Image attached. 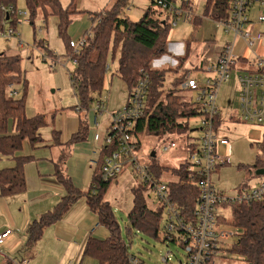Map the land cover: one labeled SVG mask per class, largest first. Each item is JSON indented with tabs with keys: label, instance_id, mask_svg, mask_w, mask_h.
Returning <instances> with one entry per match:
<instances>
[{
	"label": "trees",
	"instance_id": "16d2710c",
	"mask_svg": "<svg viewBox=\"0 0 264 264\" xmlns=\"http://www.w3.org/2000/svg\"><path fill=\"white\" fill-rule=\"evenodd\" d=\"M22 2L28 14L29 25L41 18L44 22L49 18L57 21V34L63 45L62 56L70 57L76 62L69 74V81L77 106L81 112L86 111L100 96L105 79V68L108 61L116 62L115 75L127 87V94L144 74L150 81L146 109L143 118L135 125V135L144 134L170 140L173 136L191 134L188 120L199 117L191 108L189 102L181 100L176 92L183 76L176 77L170 84V89L163 92V81L168 72L175 73L182 69L188 59L190 47L188 41L184 43V52L175 58L176 67L173 69H154L152 62L166 54L168 34L171 30L170 15L167 9L150 1L142 15L136 21H130L121 16L126 6L125 0H115L111 6L92 15L90 28L91 37H85L84 43L77 51L69 46L67 30L72 23V17L78 14L76 0H70L63 8L59 0H0L1 6L16 8L17 2ZM178 9L189 10V0H167ZM229 0H206L201 16L191 15L189 22L194 29L201 24V17L209 16L213 21L227 17ZM18 16L11 13L6 15L0 10V23L16 30ZM34 43L36 41L34 40ZM36 48H41L46 56L53 58V54L46 42L38 40ZM23 85V70L19 55L9 56L0 53V155L10 157L15 161L12 168L0 171V194L13 195L24 190V164L29 158L16 156L22 149L24 141L30 146L40 142L38 130L44 126L42 116L27 117L25 114L24 90L19 98L8 96V85ZM215 121V126L217 125ZM87 134L85 118L80 122L78 132L73 135L69 144L84 141ZM111 148L104 145L97 153L92 167L88 189L84 192L75 189L70 180L61 171L62 158L54 164V176L64 187L66 196L48 212L32 222L27 230V248L36 244L43 230L58 222L64 213L78 199H84L90 212L98 219V225L104 227L109 236L99 241L91 237L84 243L81 258L89 257L98 264H127V251L121 236V230L112 207L105 200V195L111 181L101 178V164L103 157ZM264 167V163L259 161ZM263 163V164H262ZM260 167V166H259ZM150 170L158 177L168 170L176 177L177 182L169 186L170 197L183 210L189 211L197 198V189L187 182L185 164L178 167L160 165L156 161L150 163ZM249 171V168H248ZM132 206L127 214L128 232L136 230L148 236L156 237L161 222V210L148 208L144 193L146 189L140 186L131 188ZM230 224L239 230L236 241L231 245L230 255L239 256L244 264H264V202L231 205ZM3 264H12L5 260Z\"/></svg>",
	"mask_w": 264,
	"mask_h": 264
},
{
	"label": "built area",
	"instance_id": "2783aa9c",
	"mask_svg": "<svg viewBox=\"0 0 264 264\" xmlns=\"http://www.w3.org/2000/svg\"><path fill=\"white\" fill-rule=\"evenodd\" d=\"M167 9L171 19V28L179 22L188 21L192 12L178 9L167 0H150ZM0 10L8 14L21 16L28 21L27 12L18 11L12 6H1ZM225 35H230L227 42L217 55L215 61L201 66L193 72L185 71L178 91L191 95L189 102L192 109L199 114L200 132L198 141L188 144L184 160L187 182L197 189V198L191 210L186 211L172 200L169 186L177 182L171 172H162L158 177L150 170V163L156 161L155 152L142 153L138 135L134 133L138 120L143 118L149 93L150 81L146 74L140 78L127 95L124 107L108 115L109 124L102 133L99 129V118L106 113L105 102L98 97L86 114H90L89 128L92 130V141L98 144V152L104 145H109L110 152L103 157L101 178L103 181L114 182L123 173H128L135 181L134 187L140 186L153 195L156 207L161 210V230L163 241L179 244L185 256L183 260L173 263L170 252L161 259V264H223L230 257L229 250L239 230L232 224L231 205L264 202V169L261 174L252 171L249 181L241 184L231 195L220 191L213 183L214 172L229 163L227 154H221L219 148L227 149L229 143L225 137H217L215 129L218 125L217 93L220 86L227 82L231 70L236 71L237 93L236 110L239 121L248 126L264 129V0H229L227 17L214 21ZM38 28L37 33H41ZM19 35L5 22L0 23V39L18 40ZM85 37H91L88 31L81 39L70 41L69 46L77 51L84 43ZM21 45V42L18 41ZM242 43L244 49H263L250 57L236 53L235 46ZM50 70L65 65L67 61L76 62L70 57L53 53ZM237 64L242 66L236 68ZM176 67V64H175ZM174 67V68H175ZM107 65L105 72H109ZM70 74V72H69ZM68 74V77H69ZM196 75V76H195ZM8 96L16 98L18 92L14 85H8ZM77 112H81L76 107ZM217 125L215 126V121ZM164 141H168L163 139ZM171 140V139H170ZM263 145V144H262ZM175 148V143L162 142L160 152L167 154ZM97 152V153H98ZM95 163V162H94ZM93 163V165H94ZM11 234L10 230L0 233V245ZM12 264H28L27 261H12ZM127 264H148L138 257L127 255Z\"/></svg>",
	"mask_w": 264,
	"mask_h": 264
},
{
	"label": "crops",
	"instance_id": "0c3cea01",
	"mask_svg": "<svg viewBox=\"0 0 264 264\" xmlns=\"http://www.w3.org/2000/svg\"><path fill=\"white\" fill-rule=\"evenodd\" d=\"M59 1L63 8L70 3V0ZM114 1L76 0L75 6L79 13L72 17V23L68 28L70 39H81L93 26L92 15L108 8ZM205 1L189 0L193 15L199 16L197 15V9L200 8L203 11ZM123 11L124 9L121 13ZM53 20L54 18H49L46 22L41 21L43 28L39 40L46 42L49 47L48 50L52 53L57 51L62 56L64 49L57 34V23L54 25L56 39L52 44L48 39L49 22H53ZM74 23L80 25L78 29H74ZM85 29L87 30L83 32ZM36 43L33 42L32 44L35 49H23L21 51L26 63L31 64L32 67L35 63L39 69L45 67L44 73L49 76L55 75V70L60 66H56L55 70H50L49 67L53 58L46 56L42 49L36 48ZM238 45L241 49L236 50L244 57H250L255 52L263 51V49H244L242 43H238ZM220 51L221 49L214 54L212 62L215 61ZM183 52V45L169 41L166 54L160 59L154 60L152 67L154 69H173L174 67L170 66L174 63L173 58L181 56ZM14 55L20 56L21 54H10L9 56ZM166 61L169 63L167 66L165 65ZM113 65H115V73L116 62H113ZM38 68L35 69L38 70ZM185 71L187 70L182 69L181 72ZM26 77L27 72L23 71L24 84L15 86L18 92L17 98L21 97L24 90L26 116L28 118L42 116L44 126L38 130L40 142L35 146H30L27 141H24L22 149L16 154V156L29 158L23 167L24 190L13 195L2 196L0 194V233L6 230L11 231V234L0 245V264H3L5 260L10 262L27 261L28 264H82V262L92 261L89 257L81 258L85 241L89 237L103 241L109 236V233L104 227L98 225L97 216L90 212L82 198L76 200L58 222L45 228L36 244L29 248L25 246L30 224L50 211L61 198L66 196L64 187L54 176V164L61 157L63 175L70 180L75 189L84 192L88 189L93 163L98 152V144L92 141V130L89 128L90 114L84 116L83 112H77V101L76 105L69 109L61 107L60 100H58L55 93L57 88L50 90L49 94L43 92L40 90L39 78H36V92L33 100L29 103L27 101L29 80ZM45 79L43 78L44 86L46 85ZM83 118H85L87 126L85 140L69 144L71 137L78 132ZM217 119L220 123L219 115ZM230 119L240 122L236 109ZM246 126L249 131L247 134L249 143L262 145L264 129L258 126ZM219 152L227 154L229 159V145L227 149L219 148ZM14 166L15 161L13 159L0 155V171ZM217 175L212 177L213 181ZM133 187L134 184L131 185V188ZM220 191L224 192V190Z\"/></svg>",
	"mask_w": 264,
	"mask_h": 264
},
{
	"label": "rangeland",
	"instance_id": "374dc122",
	"mask_svg": "<svg viewBox=\"0 0 264 264\" xmlns=\"http://www.w3.org/2000/svg\"><path fill=\"white\" fill-rule=\"evenodd\" d=\"M179 0H176V3ZM126 6L124 7L122 17L128 18L130 21L138 20L144 10L150 6V0H125ZM147 6V7H146ZM16 8L18 11L26 12V8L22 2H17ZM129 9V10H128ZM202 9H197V15H201ZM18 24L16 25L17 34L19 39H11L4 41L0 39V52H5L8 55L21 54V69L27 72L29 80V88L27 101L29 103L33 100L36 92V78L40 80V90L49 94L50 90L57 88L55 93L58 100H60V106L66 109L76 105V99L72 88L70 86L68 74L72 71V63H67L55 70V75L49 76L44 73L45 67L39 69L35 63L32 67L31 64L26 63L21 52L23 49H35L32 44L41 38L40 33H37L38 28H43L41 23L42 19L37 18L34 21L35 34H33V27L29 25V21H23L19 16ZM48 20V19H47ZM201 24L194 29L189 22H179L176 27L171 28L168 34V42L181 44L188 41L190 52L187 61L184 63L182 69L193 72L199 70L201 66L211 63L214 54H216L224 45L231 40L230 35H225L222 29L215 24V22L209 17H202L200 19ZM57 23L56 19L53 22H49L48 39L50 43L56 39V33L54 25ZM80 26L74 23V29H78ZM84 29V28H83ZM87 29L83 30L85 32ZM67 35L70 34L67 30ZM71 40V39H70ZM79 39L72 40L77 41ZM21 42L20 43L18 42ZM41 49V48H38ZM236 49H241L239 45L235 46ZM43 52V51H42ZM239 53L238 50L235 51ZM174 63L170 66L175 67L176 61L173 58ZM110 66L109 72L106 73L103 82V90L100 97L105 102L106 113L99 118L100 132H104L109 124L108 115L122 109L127 100V87L125 84L114 74L115 65L108 61ZM165 65H169L168 61ZM238 67L241 64L236 65ZM34 68V69H33ZM35 68H38L36 70ZM182 69L175 73L168 72L165 74L163 81V92L170 89L171 81L179 77L182 74ZM236 71L231 70L230 77L227 82L223 83L217 93L216 105L220 123H218L215 133L217 137H225L229 143V163L225 166L218 168L222 169L214 172L216 179L214 178V184L228 195L235 192L237 187L241 184L249 181L252 177V171L262 170L264 167L255 166L264 163V138L263 145L251 144L247 139L248 127L246 124H241L238 121L231 120L233 112L236 109V90L237 79ZM196 76V75H195ZM26 77V78H27ZM43 78H46V85H43ZM22 91V89H21ZM63 91V92H62ZM176 95L183 101H190L191 95L185 91H177ZM91 107V106H90ZM89 107V109H90ZM199 117H194L188 120V126L191 129L199 128ZM201 137L200 132H191V134H181L180 136H173L171 140L164 141L162 138L156 136H148L144 134L138 135V140L141 144L142 153L155 152L156 163L165 165L168 167L180 166L187 155L188 144L196 142ZM175 143V148L171 149L169 153L164 154L160 152L162 142ZM262 163V164H263ZM249 168V171H248ZM165 174H169L168 170L163 171ZM213 175V177H214ZM135 184V181L128 173H123L121 177L112 182L106 195L105 200L112 207L113 213L119 224L121 230V236L125 243L127 255L138 257L148 264H161V259L167 252H170V258L173 263L178 260H183L185 253L179 244L166 243L163 241L161 230H158L157 236L152 237L136 230H130L128 232V220L127 214L132 206V194L131 185ZM145 201L151 210L156 208V202L153 195L149 196V193H144ZM232 245V244H231ZM89 262H82V264H98L95 260L91 259ZM223 264H244L243 259L239 256H230L226 258Z\"/></svg>",
	"mask_w": 264,
	"mask_h": 264
},
{
	"label": "water",
	"instance_id": "95a60500",
	"mask_svg": "<svg viewBox=\"0 0 264 264\" xmlns=\"http://www.w3.org/2000/svg\"><path fill=\"white\" fill-rule=\"evenodd\" d=\"M193 131H196V129L195 130L194 129L191 130V132H193ZM261 173H262V170L261 169L256 172V174H261Z\"/></svg>",
	"mask_w": 264,
	"mask_h": 264
}]
</instances>
